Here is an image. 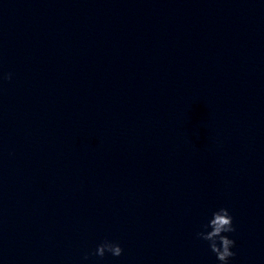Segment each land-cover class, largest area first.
Listing matches in <instances>:
<instances>
[{
  "label": "water",
  "instance_id": "1",
  "mask_svg": "<svg viewBox=\"0 0 264 264\" xmlns=\"http://www.w3.org/2000/svg\"><path fill=\"white\" fill-rule=\"evenodd\" d=\"M221 207L264 264V0H0V264H220Z\"/></svg>",
  "mask_w": 264,
  "mask_h": 264
},
{
  "label": "clouds",
  "instance_id": "2",
  "mask_svg": "<svg viewBox=\"0 0 264 264\" xmlns=\"http://www.w3.org/2000/svg\"><path fill=\"white\" fill-rule=\"evenodd\" d=\"M11 78V73L3 77V79L7 80H11ZM203 229L196 233L197 238L207 242L208 248L215 254L220 264H229L230 258L235 256V253L232 251L235 247V240L229 238L226 234L233 233L236 230L229 210L221 207L213 211L211 218L203 225ZM106 253L119 257L123 254V249L118 243L106 239L97 245L92 255L103 258ZM84 259H88V256L86 255Z\"/></svg>",
  "mask_w": 264,
  "mask_h": 264
}]
</instances>
